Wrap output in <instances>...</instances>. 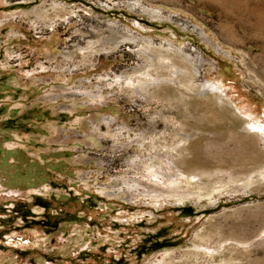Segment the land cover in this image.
<instances>
[{
  "label": "rangeland",
  "instance_id": "1",
  "mask_svg": "<svg viewBox=\"0 0 264 264\" xmlns=\"http://www.w3.org/2000/svg\"><path fill=\"white\" fill-rule=\"evenodd\" d=\"M263 166L264 0H0V264H264Z\"/></svg>",
  "mask_w": 264,
  "mask_h": 264
},
{
  "label": "bare ground",
  "instance_id": "2",
  "mask_svg": "<svg viewBox=\"0 0 264 264\" xmlns=\"http://www.w3.org/2000/svg\"><path fill=\"white\" fill-rule=\"evenodd\" d=\"M130 37H132L131 35H129ZM126 37L124 38H121V39H118L116 38L115 39V42H116V45L114 47H116L119 43H122V42H125L126 41ZM148 47V46H147ZM101 49H104V48H101ZM112 49V48H111ZM110 49V50H111ZM149 49H146L144 47H141L139 49L140 52H147ZM163 50V49H162ZM150 54V53H149ZM151 55V54H150ZM148 55V57L150 56ZM152 56V55H151ZM160 56H163L160 60H161V63L163 64H166L168 65V67L170 68L169 69V73L170 75H168L167 77H152L150 74L146 73V75L148 76V79L146 81L144 80H137V81H133V79L131 78H127L126 80V84L128 86H130V88L133 90L134 93H136L137 95H141L145 90L148 89V87L152 86L153 84L155 83H158V82H170V83H173L175 86H177V88L179 89H182L183 88V84H181L178 80V77H177V74L179 72L180 73V69L177 68L169 59L167 56H164L163 54H160ZM153 58V57H152ZM150 66V65H149ZM149 66H147L149 68ZM147 69V68H146ZM179 69V70H178ZM148 70V69H147ZM144 78V77H143ZM119 80H122V78L120 77V75L117 77V81ZM187 94H191V95H195V94H205V95H213L215 96L216 98V102L217 104L219 105H223V106H226L228 105V100L223 96V92L217 87L216 84L212 83V82H204L202 83V85L200 86H197L194 87V86H190V85H184V89H183ZM235 124L240 126L241 130L244 131L245 133L247 134H258L259 132H262L263 130L262 129H256L253 127H249V126H246V125H242L239 121H235ZM252 124V123H251ZM256 126V125H255ZM259 126V125H258ZM261 128V127H260ZM192 168H195V167H198L200 166L196 161H195V158H193L192 160H189ZM191 168V169H192ZM185 170H189L187 168H185L184 170L183 169H180V172L182 174H184V177L186 176H190L192 178H190V183L192 184H196V183H199V182H204V181H207L209 179V176H210V173L208 172V169L206 168H201V167H198L197 170L193 171V172H186ZM209 171H212L214 172L213 170H209ZM197 173H199L200 175H197ZM216 173V172H215ZM257 175L256 177L254 178V175L252 174L249 178V181L247 182L248 184L249 183H252V182H255L256 180H259V179H264V166L261 167L258 171H257ZM186 175V176H185ZM196 177V178H194ZM203 180V181H201ZM237 242H234L233 244H236ZM227 244H231L229 241L221 244L220 246H218L217 248H213L212 251L210 253H213L215 251H219L220 249H222L225 245ZM200 245H196V249L197 250H202V251H205V252H208V249L205 248V247H199Z\"/></svg>",
  "mask_w": 264,
  "mask_h": 264
},
{
  "label": "trees",
  "instance_id": "3",
  "mask_svg": "<svg viewBox=\"0 0 264 264\" xmlns=\"http://www.w3.org/2000/svg\"><path fill=\"white\" fill-rule=\"evenodd\" d=\"M184 213H186L187 215H190L191 211L187 210L186 208L183 209ZM24 212V211H23ZM23 217L25 218V214L23 215Z\"/></svg>",
  "mask_w": 264,
  "mask_h": 264
},
{
  "label": "flooded vegetation",
  "instance_id": "4",
  "mask_svg": "<svg viewBox=\"0 0 264 264\" xmlns=\"http://www.w3.org/2000/svg\"><path fill=\"white\" fill-rule=\"evenodd\" d=\"M91 206H93V207H96L94 204H93V205H91Z\"/></svg>",
  "mask_w": 264,
  "mask_h": 264
}]
</instances>
